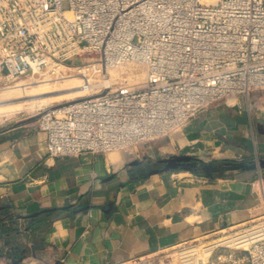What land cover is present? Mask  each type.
Here are the masks:
<instances>
[{
	"label": "built area",
	"instance_id": "built-area-1",
	"mask_svg": "<svg viewBox=\"0 0 264 264\" xmlns=\"http://www.w3.org/2000/svg\"><path fill=\"white\" fill-rule=\"evenodd\" d=\"M128 63L145 68L141 87L101 89L32 125L46 134L49 157L126 153L183 130L209 107L264 93V0H0V90L74 71L89 86L92 75ZM260 198L251 220L196 239L222 235L204 247L237 237L244 246L182 258L190 248L179 264H264ZM177 248L118 264H154Z\"/></svg>",
	"mask_w": 264,
	"mask_h": 264
},
{
	"label": "crops",
	"instance_id": "crops-1",
	"mask_svg": "<svg viewBox=\"0 0 264 264\" xmlns=\"http://www.w3.org/2000/svg\"><path fill=\"white\" fill-rule=\"evenodd\" d=\"M235 102L198 113L152 166L122 152L49 157L32 125L0 133V260L118 264L251 220L264 169L243 166L264 160V94ZM176 156L189 171L151 174Z\"/></svg>",
	"mask_w": 264,
	"mask_h": 264
},
{
	"label": "rangeland",
	"instance_id": "rangeland-1",
	"mask_svg": "<svg viewBox=\"0 0 264 264\" xmlns=\"http://www.w3.org/2000/svg\"><path fill=\"white\" fill-rule=\"evenodd\" d=\"M63 9H66V5L63 4ZM81 61H74L73 64H80ZM73 78H77L78 80H71ZM145 78V68L142 65L135 63H128L116 68H109L104 73L103 76L92 75L89 77L90 83L94 86L99 85V87H92L91 90L86 91L88 95L95 97L99 94L101 89H105L106 87L102 84L103 81H109V85H107V89L116 90V89H133L141 87ZM82 85L81 82V74H78L76 71L71 73V76L65 80L56 81V80H45L40 83L31 84L26 80H21L12 86L9 89L0 90V94H5V92L18 88V97L21 96L22 92L19 90L23 86L25 92L27 94H36V95H45L42 98L26 101L24 104H21L18 107H14L9 111H0V133L8 131L14 127L20 125H33L43 114H45L50 109H55L56 107L73 103L78 100V97H75L73 94H68L77 91V89L67 90L66 88H70V86L74 85ZM35 85H39L35 87ZM264 93H254L253 96L261 95ZM33 95V96H36ZM17 97V98H18ZM90 98V97H89ZM182 132L179 130L173 133L171 136H175ZM169 136V137H171ZM164 138L159 141H155L149 146H141L138 147L137 151H139V156L137 159L146 161L147 165H151L154 163L157 157L156 150L159 146L166 147V141ZM159 142V143H158ZM158 144H161L157 146ZM156 152V153H155ZM121 153V152H118ZM123 153V152H122ZM222 235L218 236H210L207 240L201 239L196 240L186 245L180 246V248L174 249L172 251H167L159 254L154 259V264H179L178 262V254L183 250H187L190 248L198 249L202 247L204 242H209L214 238H218ZM201 242V245L198 243ZM211 241L210 243H212ZM209 244V243H208ZM207 245V244H206ZM193 250V249H191ZM160 262V263H158ZM25 264H40L34 260H28Z\"/></svg>",
	"mask_w": 264,
	"mask_h": 264
},
{
	"label": "bare ground",
	"instance_id": "bare-ground-1",
	"mask_svg": "<svg viewBox=\"0 0 264 264\" xmlns=\"http://www.w3.org/2000/svg\"><path fill=\"white\" fill-rule=\"evenodd\" d=\"M73 81L78 80L77 78H73L71 79ZM109 81H103V85L106 87L105 89H107V85H109ZM39 85H35V87H38ZM21 87L19 90H21L22 94L20 97H18V88H14L11 89L7 92H5V94H0V111H9L14 107H18L21 104H24L26 101H22V102H17V103H10L11 101H16V100H23L25 98L28 97H32L33 95L36 94H27L25 92V88L23 86H18ZM94 87V85H92L89 81V86L85 85V81L84 84L82 85H74V86H70V88H66L67 90H71V89H77V91L72 92V93H68V94H73L75 95V97H78V100H82V99H86V98H91V95H88L86 93V91H89L90 88ZM18 97V98H17ZM77 101V100H76ZM117 152V151H114ZM127 156L129 157H133L137 155V151L136 150H132L129 152L125 153ZM157 157L159 158H167L169 155V149L167 147H162L160 148L157 153H156ZM246 240H242L240 238L237 237H222L216 240H213L212 243H209L207 245H205L204 247L200 248V249H193L189 252H185L180 254L182 256V258L188 257L190 255H197L199 257H206L205 255L208 254L209 249L213 248L214 246L217 245H226V246H230V247H234V246H244ZM195 248V247H194ZM178 258V257H177Z\"/></svg>",
	"mask_w": 264,
	"mask_h": 264
},
{
	"label": "water",
	"instance_id": "water-1",
	"mask_svg": "<svg viewBox=\"0 0 264 264\" xmlns=\"http://www.w3.org/2000/svg\"><path fill=\"white\" fill-rule=\"evenodd\" d=\"M45 95H36L32 97L25 98L23 100H16L11 101L10 103H17L22 101H32L39 98L44 97ZM194 160L189 156H176L172 157L170 159H165L159 162V169H156L151 172L152 175L159 174L162 172H169V171H175V170H186L189 171L188 165L193 164ZM137 163H133V165H136ZM245 170H262L264 169V160L258 159L256 161L250 162L248 165L243 166ZM69 208H65V210H68ZM82 209H78L75 211V213L80 212ZM44 212H52L50 211H43ZM40 213H37L34 216H37Z\"/></svg>",
	"mask_w": 264,
	"mask_h": 264
},
{
	"label": "trees",
	"instance_id": "trees-1",
	"mask_svg": "<svg viewBox=\"0 0 264 264\" xmlns=\"http://www.w3.org/2000/svg\"><path fill=\"white\" fill-rule=\"evenodd\" d=\"M224 164H225V166L228 168H230V169H238V168H240V165H238L237 163H233V162H231V161H224Z\"/></svg>",
	"mask_w": 264,
	"mask_h": 264
}]
</instances>
